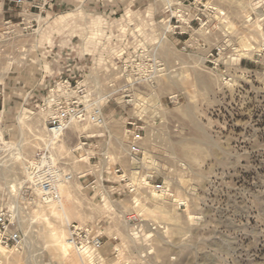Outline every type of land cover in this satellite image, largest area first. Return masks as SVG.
I'll list each match as a JSON object with an SVG mask.
<instances>
[{
	"label": "rangeland",
	"instance_id": "374dc122",
	"mask_svg": "<svg viewBox=\"0 0 264 264\" xmlns=\"http://www.w3.org/2000/svg\"><path fill=\"white\" fill-rule=\"evenodd\" d=\"M28 1L0 0V264H264V0ZM50 100L85 118L53 135ZM44 150L62 205L25 168ZM69 223L100 250L57 249Z\"/></svg>",
	"mask_w": 264,
	"mask_h": 264
},
{
	"label": "built area",
	"instance_id": "2783aa9c",
	"mask_svg": "<svg viewBox=\"0 0 264 264\" xmlns=\"http://www.w3.org/2000/svg\"><path fill=\"white\" fill-rule=\"evenodd\" d=\"M9 2H14L15 5L25 4L29 2V6H33V2L28 0H8ZM33 1V0H32ZM4 2H0V6L3 7ZM67 82V80H66ZM68 86L70 82H67ZM5 98V89L4 86L0 83V106L3 108ZM51 102V111L48 114L47 125L49 126L50 131L53 132V129L56 128L60 132L64 131L71 121L75 119L82 120L85 118L84 107L80 108L78 105L73 103H64L61 101L50 100ZM48 104V103H47ZM90 119L97 125H105V119L102 113L93 112ZM127 124L135 125V128L138 127L136 122L128 121ZM65 125L63 129L61 126ZM134 128V130H135ZM131 130H129L130 132ZM133 132V131H131ZM130 137V136H129ZM128 140L132 143L129 145L128 151L135 156L139 153L135 142L140 138L139 135H132ZM86 142L81 143V147L85 145ZM4 143L0 142V155L3 151ZM27 172L30 176V182L35 186V189L38 190L41 198L45 202L54 200L58 193V183L61 181L69 180L72 178V173L67 172L60 166L58 163L54 162L50 152L44 150L37 159L31 162H28L26 165ZM16 222L15 214L8 215L0 214V244L4 243L6 247L10 246L11 243H19V233L17 231L11 232L6 222ZM67 239L69 243L79 251H84L86 254L97 253L102 247V240L99 234H96L87 224H75L69 223L67 225Z\"/></svg>",
	"mask_w": 264,
	"mask_h": 264
},
{
	"label": "bare ground",
	"instance_id": "6f19581e",
	"mask_svg": "<svg viewBox=\"0 0 264 264\" xmlns=\"http://www.w3.org/2000/svg\"><path fill=\"white\" fill-rule=\"evenodd\" d=\"M11 62V61H10ZM13 62V61H12ZM64 126L65 125H62L61 126V129H63L64 128ZM49 131H50V129H48ZM53 135H58V134H60L61 132L58 130V129H56V128H54L53 129V132L52 131H50ZM63 132V131H62ZM15 150V149H14ZM13 154H14V152H9V153H6V154H3L1 157H0V164L2 165V163H3V161L4 160H8V159H10L12 156H13ZM21 155V154H20ZM18 156V155H17ZM19 157V156H18ZM23 160H24V158L22 157V155L20 156ZM29 162H31L32 164H33V161H29ZM25 168H26V166H25ZM17 182L16 181H14V179H9L8 181H7V187H8V191L9 192H11L12 190H16V188H17ZM161 190V193L163 192V189H160ZM60 191V190H59ZM155 192H157V191H155ZM157 194V193H156ZM54 200H56L57 201V203H59L60 205H62V201H61V199H60V196H59V194H57V196H56V198L54 199ZM53 200V201H54ZM50 202V201H49ZM50 236L52 237V239L51 240H53L54 242H52V243H55V245H56V247H58L57 249H59L60 251H62L63 253H68L69 252V250H70V248H72L73 246L69 243V241H68V239H67V237H65L64 236V238H61V234H59V232H57V231H55V230H53L52 229V231H51V234H50ZM54 245V244H53ZM1 249H4V247H2L1 245H0V250ZM78 250V249H77ZM79 251V250H78ZM81 252H84V251H81ZM85 253V252H84Z\"/></svg>",
	"mask_w": 264,
	"mask_h": 264
}]
</instances>
